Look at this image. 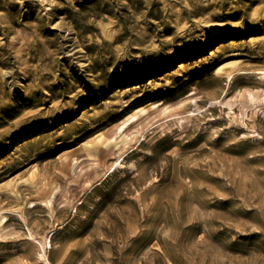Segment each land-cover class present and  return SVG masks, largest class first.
Segmentation results:
<instances>
[{
  "label": "rangeland",
  "instance_id": "obj_1",
  "mask_svg": "<svg viewBox=\"0 0 264 264\" xmlns=\"http://www.w3.org/2000/svg\"><path fill=\"white\" fill-rule=\"evenodd\" d=\"M0 220V264H264V0H0Z\"/></svg>",
  "mask_w": 264,
  "mask_h": 264
},
{
  "label": "bare ground",
  "instance_id": "obj_2",
  "mask_svg": "<svg viewBox=\"0 0 264 264\" xmlns=\"http://www.w3.org/2000/svg\"><path fill=\"white\" fill-rule=\"evenodd\" d=\"M234 63V62H233ZM230 66V65H229ZM235 67V66H234ZM232 69V68H231ZM218 70H219V68H218ZM219 72V71H218ZM229 72V71H228ZM256 96V95H255ZM230 104V103H229ZM179 105V104H178ZM155 108H156V106H155ZM180 108V107H179ZM170 109V106H166V107H163V108H158V109H156V111H155V113H159V112H167L168 110ZM152 110V109H151ZM173 111V110H172ZM149 112L147 111V108L146 107H139V108H137V109H135L133 112H131L126 118H124L120 123H119V128L121 129V132H123V131H126V129L127 128H129V129H137V131H140V124H144L145 123V121L147 120V119H149L152 115L151 114H148ZM143 114H145L146 115V117H145V119L141 122V123H139V124H137V125H134V126H131L130 127V125L128 126V123H129V121L130 120H132V119H137V118H139V116H141V115H143ZM154 115V114H153ZM162 116V115H161ZM155 117V116H154ZM123 130V131H122ZM136 131V130H135ZM128 132V131H127ZM120 133V132H119ZM116 136V135H115ZM110 140V139H109ZM108 140V141H109ZM94 151V150H93ZM66 163V162H65ZM78 163V158H73L71 161H70V164L69 165H72V166H74L75 164H77ZM96 163V162H95ZM67 166V165H66ZM56 193H57V190H54L53 192H52V197H51V201H52V198L56 195ZM50 196V195H49ZM2 220H0V222H1Z\"/></svg>",
  "mask_w": 264,
  "mask_h": 264
}]
</instances>
